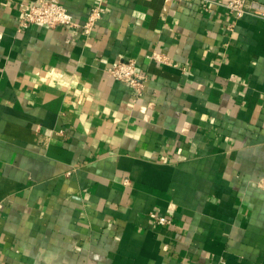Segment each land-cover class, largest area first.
<instances>
[{
  "label": "crops",
  "instance_id": "1",
  "mask_svg": "<svg viewBox=\"0 0 264 264\" xmlns=\"http://www.w3.org/2000/svg\"><path fill=\"white\" fill-rule=\"evenodd\" d=\"M36 1L0 0V264H264V18L60 0L106 11L19 29ZM129 58L139 101L106 71Z\"/></svg>",
  "mask_w": 264,
  "mask_h": 264
},
{
  "label": "built area",
  "instance_id": "2",
  "mask_svg": "<svg viewBox=\"0 0 264 264\" xmlns=\"http://www.w3.org/2000/svg\"><path fill=\"white\" fill-rule=\"evenodd\" d=\"M201 1L205 4L215 2L224 6L236 19L247 14L264 18V4L256 0ZM19 10V29L27 28L33 24H43L49 27H79L82 33L88 36L102 19L106 8L102 3L93 5L83 21L76 20L60 0H37L35 3H21ZM229 27L231 28V25ZM147 58L150 62L170 64L169 57L160 51L151 52ZM106 71L115 81L127 84L132 89L136 101L142 98L148 76L139 71L136 59H120L109 65ZM124 182L129 184L128 179H125ZM150 216L161 225L172 223L170 218L155 212L150 213Z\"/></svg>",
  "mask_w": 264,
  "mask_h": 264
}]
</instances>
